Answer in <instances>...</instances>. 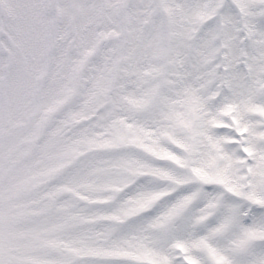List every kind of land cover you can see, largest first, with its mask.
I'll use <instances>...</instances> for the list:
<instances>
[{
    "label": "snow or ice",
    "instance_id": "obj_1",
    "mask_svg": "<svg viewBox=\"0 0 264 264\" xmlns=\"http://www.w3.org/2000/svg\"><path fill=\"white\" fill-rule=\"evenodd\" d=\"M0 264H264V0H0Z\"/></svg>",
    "mask_w": 264,
    "mask_h": 264
}]
</instances>
